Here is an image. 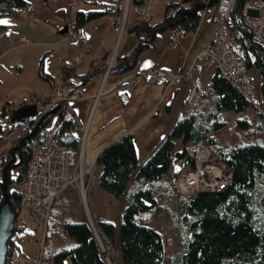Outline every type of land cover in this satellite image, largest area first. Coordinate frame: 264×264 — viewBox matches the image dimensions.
<instances>
[{
	"label": "trees",
	"instance_id": "16d2710c",
	"mask_svg": "<svg viewBox=\"0 0 264 264\" xmlns=\"http://www.w3.org/2000/svg\"><path fill=\"white\" fill-rule=\"evenodd\" d=\"M138 1L132 0L131 5ZM190 1L191 8L199 4L198 0ZM244 1H236L232 13L234 19L232 30L236 35V49L240 59L258 77L259 96L264 105V45L254 38L242 15ZM27 2L0 0V17L13 14ZM121 9L119 1L117 12ZM182 12L180 9L170 14L166 8L164 18L159 22L152 23V19L145 22L136 21L127 31L137 36L138 43L129 54L115 59L110 71L123 74L133 70L140 54L151 46L156 36L169 31L175 25H181L185 34L194 31L199 23V15L183 16ZM99 15L100 11L77 12L76 26H83L86 21ZM107 65L104 64V67ZM94 73L83 76L81 83H76L72 79V76L76 75L73 64H65L58 76L45 72L42 65L39 70L40 77L48 83L51 91L58 87L73 89L82 86ZM207 91L212 96L213 104H209L207 109L202 106L200 109L204 110L199 116L194 111L179 116L160 144L142 164L138 163L132 133L110 142L101 150L96 159L97 165L102 167L98 178L99 186L122 202L121 217L117 225L110 221L97 223L101 242L81 209L77 185L71 182L66 186L56 197L51 208L41 254L44 260L50 264H66L65 261L69 258L72 264H110L106 257L112 261L115 260L116 254L121 264H163L165 242L161 233L151 226L138 222L137 217L140 212L156 203L154 197L156 185L150 181L166 180L163 179L164 174L169 173L176 161L189 159L188 146L203 140L214 155L231 170V182L221 190H201L184 196L174 191L176 172L171 174L172 179L167 180L171 195H175L180 208L188 210L189 214L185 217L191 220L188 222L189 232L181 237V244L185 249L177 250L170 257L168 264H264V203L259 200L258 195L259 179L264 180V112L257 104L253 105L218 70H214L211 75ZM34 97H39L37 94H31L30 100L36 103ZM42 100L48 102L49 98ZM66 104L68 105L62 100H56L51 109L37 111L30 119L12 124L15 127H22L15 144L23 146L29 137L36 135L57 115L55 135L61 144L70 148L68 169L72 175L77 171L81 139L74 134L77 118L65 107ZM54 108L55 113L50 112ZM250 108L259 115L253 127L246 116L243 118L241 116ZM14 109L9 101H5L1 114L10 116ZM231 111L236 115L232 123L247 128L249 136L247 140L251 139L250 142L227 145L225 141L227 136L223 134L225 133L223 129L226 130L223 117ZM43 114L46 116L41 119ZM211 114L218 120L214 128L206 121ZM2 132L0 127V204L4 198L2 168L6 163L1 147L4 143ZM239 137L240 134L237 135V138ZM178 142L182 145L181 150L176 149ZM22 153L23 160L17 166L19 173L15 178L16 182L25 176L27 170L28 154L24 150ZM10 171L11 169L8 185L13 181ZM8 194L16 219L13 232L8 239L5 264H19L18 261H11L13 256L20 260L23 258L28 264L29 260L23 257L24 254L17 242L18 235L25 228L24 221L19 217L20 194L16 188L11 190L9 187Z\"/></svg>",
	"mask_w": 264,
	"mask_h": 264
},
{
	"label": "crops",
	"instance_id": "0c3cea01",
	"mask_svg": "<svg viewBox=\"0 0 264 264\" xmlns=\"http://www.w3.org/2000/svg\"><path fill=\"white\" fill-rule=\"evenodd\" d=\"M27 1L35 6L31 12L16 11L0 17V21H9L7 24L0 23V119L8 117L11 121L10 116L1 114L5 101L16 109L37 104L40 112L54 104L56 89L51 91L48 83L40 77L41 65L48 74L58 76L65 64H73L76 75L72 79L76 83H81L83 76L95 72L82 84L83 94L72 97L68 108L78 121L74 134L81 139L77 169L93 165L89 184L93 185L94 180L99 178L102 167L97 165L96 159L110 142L132 133L140 165L160 144L179 116L185 115L186 111H194L196 104H213L207 86L214 70L201 65L194 79L184 85L172 84L165 88L141 79L136 83L133 79L156 67L178 70L188 48L190 34L177 47H171L170 31L161 32L140 54L133 70L123 74L107 72L104 64H108L112 55L114 60L123 57L138 43L134 33L125 30L119 38L112 28L107 9L110 0L81 2L78 5H73L72 0ZM120 1L122 9L118 12L122 14L126 0ZM80 11H100L101 15L84 23L88 41L79 47L73 38L64 36L68 33L69 19ZM129 17L133 19L135 14L131 15L129 11ZM214 31L215 25L210 18H206L192 55L211 39ZM131 86L135 87L133 92L129 91ZM31 94L39 97H34L36 103L30 100ZM42 98H49V101L44 102ZM256 98L264 112L260 96ZM12 122L6 130L1 124L0 127L4 130V142L11 140L9 144L13 147L22 127H15ZM4 159L7 160V157ZM115 256L114 264H121L118 255ZM65 263L72 264L70 258Z\"/></svg>",
	"mask_w": 264,
	"mask_h": 264
},
{
	"label": "built area",
	"instance_id": "2783aa9c",
	"mask_svg": "<svg viewBox=\"0 0 264 264\" xmlns=\"http://www.w3.org/2000/svg\"><path fill=\"white\" fill-rule=\"evenodd\" d=\"M102 0H72L73 5L81 2H101ZM120 0H110L107 9L110 12L111 25L119 38L122 33L131 27L136 21L145 22L152 19V11L157 3L163 4L169 9L170 14L176 10H189L190 0H139L131 5L132 0H126L123 13L117 12ZM199 4H205L199 9V23L196 29L191 32L188 48L185 50L184 58L178 70H171L156 67L148 72H143L133 77L137 82L146 80L150 84H158L168 88L172 84L184 85L191 81L196 74L198 66L207 69L218 70L232 84H234L250 101L256 104L255 86L253 83L252 71L240 59L236 49V35L232 28L234 19L232 16L237 0H198ZM212 2L210 5L209 3ZM34 4L29 2L18 11L20 13L31 12ZM133 7L135 18L129 17L130 8ZM212 9L207 17L208 11ZM242 15L252 30L254 38L264 45V0H245L242 6ZM206 18H210L215 25V31L211 39L197 52L191 62L188 61L189 53L195 45L199 36L202 24ZM170 45L176 47L186 35L181 25H175L170 29ZM64 37H71L77 46H83L88 38L83 26H76L75 14L69 19L68 33ZM114 55L107 65V72L110 71L114 61ZM77 61V58L74 62ZM134 86L129 88L133 92ZM83 94V86L76 88L58 87L55 90L57 100H62L69 108L72 97ZM54 106L46 109L49 110ZM64 107V108H65ZM45 111V110H44ZM42 112V111H41ZM55 115L39 132L29 137L22 146L28 154V165L25 176L17 181L16 190L20 194V209H24L30 219L35 222L40 232L39 238L34 242L38 246L39 255L37 258L29 259L28 264H50L41 256L44 236L51 208L56 197L71 183L81 182L83 196H85L84 176L91 173L93 165L86 168L76 169L79 171L69 175L68 156L70 148L61 144L55 135ZM189 159L184 161L177 172L174 185L182 195H192L201 190H221L226 188L232 178L231 170L219 159L216 158L211 148L203 140H198L189 145ZM42 232V234H41ZM11 261L21 260L13 256Z\"/></svg>",
	"mask_w": 264,
	"mask_h": 264
},
{
	"label": "rangeland",
	"instance_id": "374dc122",
	"mask_svg": "<svg viewBox=\"0 0 264 264\" xmlns=\"http://www.w3.org/2000/svg\"><path fill=\"white\" fill-rule=\"evenodd\" d=\"M165 9L166 7L163 4L157 3L152 11L153 17L151 22L155 23L163 20ZM211 12L212 9L208 11L207 17L211 14ZM130 13L131 15H133V7H131ZM167 31H164V33H166ZM196 54L192 55V52L189 53L190 58L188 59V61L191 62L192 59L196 56ZM195 75L193 76V79ZM252 76H253V83L255 86L254 89L255 96L257 97L260 95L259 84H258L259 81L256 74H254L253 72H252ZM188 82H186L185 84H187ZM256 104L258 107H260L258 100ZM185 105L193 106V107L195 106V104H185ZM202 106L205 107V109H207L209 107V104H196L194 113H197L198 114L197 116H199L200 112L204 110V109L203 110L200 109ZM185 113H186L185 115H188L189 112L186 111ZM235 116L236 115L231 111L225 117H223V121L225 122L224 126L226 130L223 129V132L225 133L223 132L222 133L227 136L225 139L227 145H231V146L239 145L251 141V139L247 140L249 139V136L247 135L246 132L247 128H244L243 126L238 127L236 126L235 123L234 124L232 123ZM237 116H239V114H237ZM241 116L242 118L246 116L252 127L255 125L254 123L258 121V117H259V115L252 108L244 111L241 114ZM209 117L210 118L206 119V121L209 125H211L212 128H214L215 126H217L218 120L213 114H211ZM0 120H1L0 124L2 125V127H4L3 129L6 130L7 127L10 125L9 123H11L10 119L7 117L4 119L1 118ZM243 133L245 134L246 138L244 137ZM238 134H240L239 138H237ZM9 143H11V140H9V142L5 140V142L1 146L4 152L3 155L4 158L5 157L8 158V154L11 152L12 145ZM176 149L177 150L182 149V145L179 142L177 143ZM181 165H182V161L180 160L176 161L174 167H172L169 170V173L164 174L163 179L165 178L166 180L150 181L151 184L156 185L155 195H154V197L156 198V203L151 207H149L148 209L140 212L137 217L138 222L151 226L161 233L163 240L165 242V255L163 257V264H168L170 257L173 256L177 250L182 251L185 249L184 245L181 244V237H184L185 233L189 232L188 222L191 219L190 218L187 219L185 217L187 214H189V212L186 208H180V206L177 203L175 195H171V191L167 183V180L171 178V174L177 172L181 167ZM78 172L79 171H77V173ZM18 173L19 170L17 167L11 168L10 175L13 179V181L9 184V188L11 190H14L16 188L17 182L15 178L17 177ZM92 175H93L92 173H88L84 176L83 183L85 185L84 186L85 196H83V191H82L83 189L81 182L79 181L78 183L75 184L77 185L80 193L81 209L82 211H84L86 217L90 222L91 227L93 228L95 235L101 242L97 223L99 221H110L117 225L121 217L122 202L111 193L102 190L98 184L97 178L94 180L93 185L89 184L88 178L90 179ZM174 191L179 195H182L177 190L175 185H174ZM258 195H259V200L263 201L264 203V180L262 178L259 179ZM19 217L25 223V228L23 229V231L20 232L17 238V242L19 243L21 250L24 254L23 257L29 259L37 258L39 255V250H38L39 245L37 244L38 245L37 246L34 241L37 238H39L40 232L37 229L35 222L30 219L28 213L24 209H20ZM106 259L109 261L110 264H114L115 261L114 259H112V261L108 257H106ZM19 264H26L23 258H21V262Z\"/></svg>",
	"mask_w": 264,
	"mask_h": 264
},
{
	"label": "water",
	"instance_id": "95a60500",
	"mask_svg": "<svg viewBox=\"0 0 264 264\" xmlns=\"http://www.w3.org/2000/svg\"><path fill=\"white\" fill-rule=\"evenodd\" d=\"M210 5L212 2L209 3ZM205 4H197L194 8L189 10H184L182 12L183 16L186 15H196L198 10L203 8ZM38 111L37 104H27L23 105L13 111V117L11 121L19 122L26 121L35 115ZM56 108L52 109L50 112L55 113ZM46 114L41 116L43 119ZM40 122V120H39ZM37 122L36 126L39 125ZM23 153L21 144H16L11 149V159H9L2 168V180L4 188V198L0 204V264H5L8 248V239L10 238L16 219V213L12 209L10 204V198L8 194V180H9V170L11 168L17 167L22 163Z\"/></svg>",
	"mask_w": 264,
	"mask_h": 264
},
{
	"label": "bare ground",
	"instance_id": "6f19581e",
	"mask_svg": "<svg viewBox=\"0 0 264 264\" xmlns=\"http://www.w3.org/2000/svg\"><path fill=\"white\" fill-rule=\"evenodd\" d=\"M169 31H170V30H169ZM191 32H193V31H191ZM191 32L188 33V34H191ZM188 34H186V35H188ZM186 35H185V36H186ZM185 36H184V37H185ZM182 39H183V38H182ZM197 70H198V69H197ZM190 145H191V144H190ZM188 147H189V146H188ZM187 149H188V148H187ZM187 155H188V152H187ZM188 157H189V156H188ZM216 158H217V157H216ZM217 159H218V158H217ZM181 161H182V163H183L185 160H181ZM220 161H221V160H220ZM178 171H179V170H178ZM178 171H177V172H178ZM177 172H176V175H177ZM175 178H176V176H175ZM184 196H189V195H184Z\"/></svg>",
	"mask_w": 264,
	"mask_h": 264
},
{
	"label": "flooded vegetation",
	"instance_id": "af4514ba",
	"mask_svg": "<svg viewBox=\"0 0 264 264\" xmlns=\"http://www.w3.org/2000/svg\"><path fill=\"white\" fill-rule=\"evenodd\" d=\"M15 109H16V108H15ZM15 109H14V110H15ZM13 116H14V115H13V112H11V113H10V118H12ZM9 159H11V157L7 158L6 162H7Z\"/></svg>",
	"mask_w": 264,
	"mask_h": 264
},
{
	"label": "snow or ice",
	"instance_id": "6c2138e0",
	"mask_svg": "<svg viewBox=\"0 0 264 264\" xmlns=\"http://www.w3.org/2000/svg\"><path fill=\"white\" fill-rule=\"evenodd\" d=\"M0 23H5V24H7V23H9V21H7V20H3V21H0Z\"/></svg>",
	"mask_w": 264,
	"mask_h": 264
}]
</instances>
